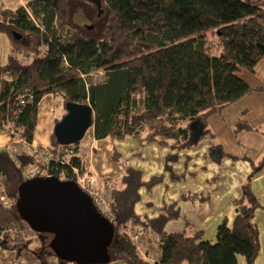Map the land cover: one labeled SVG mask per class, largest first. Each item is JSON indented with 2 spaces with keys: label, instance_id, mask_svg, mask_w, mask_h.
<instances>
[{
  "label": "trees",
  "instance_id": "obj_1",
  "mask_svg": "<svg viewBox=\"0 0 264 264\" xmlns=\"http://www.w3.org/2000/svg\"><path fill=\"white\" fill-rule=\"evenodd\" d=\"M80 1L93 15L106 14L101 34L87 35L86 29L71 21V0H27L16 8L0 9V24H4L0 26L20 33L25 42L16 40L8 62L0 65V131H6L12 141L33 143L39 103L54 94L63 100L64 115L68 102L92 106L89 129L96 139L122 140L147 131L179 151L193 145L192 122H201L207 134L211 115L263 89L240 74L244 69L255 72L264 59V0H102L100 6L92 0ZM93 71L103 73L102 81L90 80ZM247 129L254 130L243 119L234 124L235 133ZM81 141L61 145L52 133L54 158L42 165L39 174L45 170L62 181L77 182V172L87 168L78 149ZM11 147L0 148V170L7 184L11 170L19 174L20 185L25 180L24 166L39 163L34 155L18 154L13 159ZM177 157L170 153L166 166L172 180H183L169 165ZM118 158L114 149L112 159ZM120 161L127 168L122 179L126 187H114L110 193L115 229L108 246L109 262L239 264L243 256L246 264H255L261 242L252 219L259 202L250 183L242 185L241 195L234 199L233 220L223 219L211 241L201 230L193 234L165 230L168 221L182 216L178 201L164 204L157 217L140 220L133 205L139 198L141 173ZM263 165L264 156L255 166ZM19 185L10 194L12 206L0 203V245L8 248L34 243L33 239L17 241L13 228L31 230L36 237L49 234L33 230L20 215ZM196 196L189 193L181 199ZM137 220L156 234L159 262L144 259L125 232L136 228L132 223ZM32 250L48 264L70 263L38 245Z\"/></svg>",
  "mask_w": 264,
  "mask_h": 264
},
{
  "label": "crops",
  "instance_id": "obj_2",
  "mask_svg": "<svg viewBox=\"0 0 264 264\" xmlns=\"http://www.w3.org/2000/svg\"><path fill=\"white\" fill-rule=\"evenodd\" d=\"M12 4L13 0H0V9L17 7ZM240 76L253 86H263V89L252 91L221 113L211 115L207 123L209 133L204 134L205 126L199 122L191 137L193 145L186 149H171L161 144L156 136L151 137L147 131L139 137L128 136L122 140L110 137L96 139L92 133L91 140L80 143V155L87 162L88 170L95 175L98 187L111 193L114 187H126L122 179L127 168L119 158L117 161L111 158L116 149L131 169L141 173L142 184L137 189L139 198L133 205L134 213L140 220L155 218L164 204L178 201L182 216L168 221L165 230L171 233L186 231L189 234L201 230L204 237L211 241H215L217 227L223 219L233 220L236 214L234 199L241 195V186L250 183L259 202L252 219L260 231L261 248L255 261L258 264L264 258V165H255L264 156V59L258 63L255 72L242 71ZM50 99L62 108L60 113L53 109L51 118L45 110V104ZM64 113L63 100L59 96L48 94L42 98L32 146L51 145L55 120ZM239 119L246 121L254 130L235 133L234 124ZM14 142L6 131H0V148L10 147ZM100 148H103L106 157L101 156ZM170 153H177L178 157L169 165L184 176L183 180H172L166 166ZM189 193L198 196L181 199L182 195ZM132 225L144 227L139 220ZM154 240L146 243L143 255L150 263L161 259V250ZM242 257L239 256V264H246ZM0 264L48 263L32 250L31 245H18L15 248L0 245ZM97 264L129 263L113 261Z\"/></svg>",
  "mask_w": 264,
  "mask_h": 264
},
{
  "label": "water",
  "instance_id": "obj_3",
  "mask_svg": "<svg viewBox=\"0 0 264 264\" xmlns=\"http://www.w3.org/2000/svg\"><path fill=\"white\" fill-rule=\"evenodd\" d=\"M93 1L100 6L102 0ZM13 34L16 39L22 36L16 31ZM92 123L91 105L68 102L53 133L61 145L74 144L84 139ZM198 125L199 121L191 123L192 135ZM17 209L33 230L53 234L52 247L60 258L77 264L109 262L108 246L115 225L77 182L53 175L27 178L19 185Z\"/></svg>",
  "mask_w": 264,
  "mask_h": 264
},
{
  "label": "rangeland",
  "instance_id": "obj_4",
  "mask_svg": "<svg viewBox=\"0 0 264 264\" xmlns=\"http://www.w3.org/2000/svg\"><path fill=\"white\" fill-rule=\"evenodd\" d=\"M25 1H27V0H13L14 4H12V5L13 6L17 5L18 6L19 4H21V3L25 2ZM71 1H72L71 2L72 5H71V9H70L71 21L74 24L79 25V26L83 27L84 29H86V31L88 32L87 35L95 36V35L101 34L103 26H104V24L106 23V20H107V16L104 13L103 8H101V9L103 11L102 13H104V14L96 15L94 13V15H93L92 12L90 13L89 11H87V9H84V6H83V4H82V2L80 0H71ZM0 25L4 26V24H0ZM13 31L14 30L10 29V27L7 28V27L0 26V65H3V64L8 62L9 54H10V52L13 51V47L18 42L16 40H21L22 39V36H21V38L16 39L15 35L13 34ZM20 42H23V44H25V42L23 40H21ZM243 73H247V70L244 69ZM89 77H90V80H92L94 82H99V81H102V79H103V73L101 71H93L89 75ZM53 109L57 110L58 113H60L62 111L61 106L58 103H56L55 101L50 99L49 101H47V104H45V110H47L48 116L50 118H51V116L54 113ZM92 133H93L92 129H89L82 141L85 142V141L91 140ZM14 146H16L18 148V150L16 152L13 150ZM84 146H85V144H84ZM81 148H82V144H80L78 146V149L80 151H81ZM42 152L53 154L50 146H48V147L32 146V144H27L26 142H24V140L23 141L22 140L15 141L13 143V145L11 147V153H12L13 159L18 154L34 155V156H36V160L39 163V165H27V166H24V168L21 171L22 177H24L25 179L28 178L27 177L28 174L26 173V169L27 170H36V171H39L41 173L42 165L47 163L51 159V158L46 159L45 155H43ZM100 154H101V156L106 157V154H104V152H103V148H100ZM109 155H110V152L108 153V156ZM119 156H120V159L123 161L122 156L120 154H119ZM51 157L54 158L53 155H51ZM112 160H114V159H112ZM114 161H116V160H114ZM10 175H11V179H10L8 184L6 183L7 186H8L7 191H8L9 196H10L11 192L13 191V189H15V187L17 185H19V183L21 182L20 181L21 176L19 174H16L15 172H13L11 170L10 171ZM46 175L47 174H46L45 170L43 171L42 174H39V176H46ZM134 229L139 230V229H143V228H134ZM144 229H149V228H144ZM13 231L16 234L17 241H24L26 239H33L34 243L30 244L32 247L35 246V245H38V247L42 248V250L55 251L53 249L52 243H51L52 238H53V234L52 233L40 234L39 236L36 237V235H34L33 232L31 230H28V229L20 230L18 228H13ZM151 231L153 232V230H151ZM153 235H154V239H156V234L154 232H153ZM152 239H149L148 241H150ZM242 259H243V257H242ZM258 264H264V258L261 259Z\"/></svg>",
  "mask_w": 264,
  "mask_h": 264
},
{
  "label": "built area",
  "instance_id": "obj_5",
  "mask_svg": "<svg viewBox=\"0 0 264 264\" xmlns=\"http://www.w3.org/2000/svg\"><path fill=\"white\" fill-rule=\"evenodd\" d=\"M59 98H61L59 96ZM30 99H32V96H30ZM62 99V98H61ZM35 148V147H34ZM15 152L18 150L16 146H14L13 149ZM68 153L72 154L73 150L67 149ZM81 152V151H80ZM46 159H53L51 157L52 154L50 153H44ZM14 154V153H13ZM50 159V160H51ZM26 173L28 174V178L39 176V171L36 170H27ZM25 175V174H24ZM46 176H52L51 174L47 173ZM6 175L0 170V203H2L4 206H12L15 201L14 199L9 196L8 194V186L6 184ZM77 182L79 187L88 193L98 209V211L109 221L112 223L115 222V214L111 207V195L110 192L103 191L100 187H98L96 183V177L93 175L88 168H86L82 173L77 172ZM125 232L129 235L132 242L136 245V249L141 255L145 254V245L148 242L149 239L154 238L153 232L150 229H134L132 227H129L125 230Z\"/></svg>",
  "mask_w": 264,
  "mask_h": 264
},
{
  "label": "flooded vegetation",
  "instance_id": "obj_6",
  "mask_svg": "<svg viewBox=\"0 0 264 264\" xmlns=\"http://www.w3.org/2000/svg\"><path fill=\"white\" fill-rule=\"evenodd\" d=\"M93 1V0H92ZM96 4H97V2L96 1H94ZM97 6H99L98 4H97ZM101 11V10H100Z\"/></svg>",
  "mask_w": 264,
  "mask_h": 264
}]
</instances>
